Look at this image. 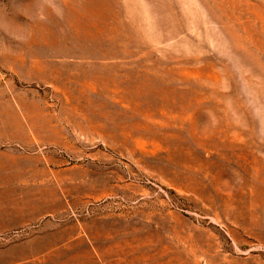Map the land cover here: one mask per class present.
<instances>
[{"label":"rangeland","instance_id":"obj_1","mask_svg":"<svg viewBox=\"0 0 264 264\" xmlns=\"http://www.w3.org/2000/svg\"><path fill=\"white\" fill-rule=\"evenodd\" d=\"M0 264H264V0H0Z\"/></svg>","mask_w":264,"mask_h":264},{"label":"crops","instance_id":"obj_2","mask_svg":"<svg viewBox=\"0 0 264 264\" xmlns=\"http://www.w3.org/2000/svg\"><path fill=\"white\" fill-rule=\"evenodd\" d=\"M9 223L16 224L14 217L11 215L1 214V231H5Z\"/></svg>","mask_w":264,"mask_h":264},{"label":"clouds","instance_id":"obj_3","mask_svg":"<svg viewBox=\"0 0 264 264\" xmlns=\"http://www.w3.org/2000/svg\"><path fill=\"white\" fill-rule=\"evenodd\" d=\"M239 179H242V178L238 177V180H239Z\"/></svg>","mask_w":264,"mask_h":264}]
</instances>
